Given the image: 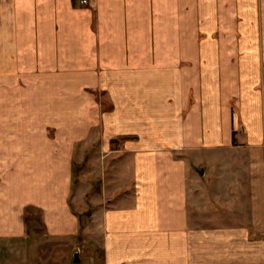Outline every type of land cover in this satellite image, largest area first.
<instances>
[{"label": "crops", "instance_id": "1", "mask_svg": "<svg viewBox=\"0 0 264 264\" xmlns=\"http://www.w3.org/2000/svg\"><path fill=\"white\" fill-rule=\"evenodd\" d=\"M80 2L0 0L1 264L79 236L94 143L88 264H264V0Z\"/></svg>", "mask_w": 264, "mask_h": 264}, {"label": "rangeland", "instance_id": "2", "mask_svg": "<svg viewBox=\"0 0 264 264\" xmlns=\"http://www.w3.org/2000/svg\"><path fill=\"white\" fill-rule=\"evenodd\" d=\"M80 4L83 5L81 2ZM97 146L98 143H94L82 160L81 157L75 159L74 188L70 202L82 227L79 236L77 238H44L46 230L43 216L37 212H27L28 231H37L41 233L42 238L34 244L16 243L14 255L10 256L11 264H75L73 259L78 252L80 262L77 264L91 263L96 257V248L99 246V238L96 234L99 230L97 213L104 207L101 205H103L105 194L102 184L104 176L101 173L104 168V157L101 153V158H98ZM112 202H117V200ZM110 203L111 201L108 202ZM86 231L89 232V239L82 237ZM1 262H3V257L0 254V264Z\"/></svg>", "mask_w": 264, "mask_h": 264}, {"label": "water", "instance_id": "3", "mask_svg": "<svg viewBox=\"0 0 264 264\" xmlns=\"http://www.w3.org/2000/svg\"><path fill=\"white\" fill-rule=\"evenodd\" d=\"M202 173H203V172H202ZM79 255H80V253L78 252V253H76L75 256H74V259H73V260H74V263H75V264H77V263L80 262V260H79V259H80V258H79Z\"/></svg>", "mask_w": 264, "mask_h": 264}, {"label": "built area", "instance_id": "4", "mask_svg": "<svg viewBox=\"0 0 264 264\" xmlns=\"http://www.w3.org/2000/svg\"><path fill=\"white\" fill-rule=\"evenodd\" d=\"M88 2H89V0H82V1H81V3H82L83 5H87Z\"/></svg>", "mask_w": 264, "mask_h": 264}, {"label": "trees", "instance_id": "5", "mask_svg": "<svg viewBox=\"0 0 264 264\" xmlns=\"http://www.w3.org/2000/svg\"><path fill=\"white\" fill-rule=\"evenodd\" d=\"M235 143V145H236V142H234Z\"/></svg>", "mask_w": 264, "mask_h": 264}]
</instances>
